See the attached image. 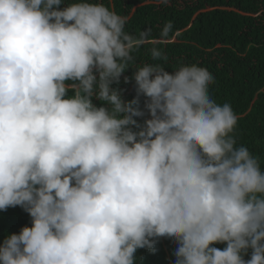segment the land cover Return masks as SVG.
Instances as JSON below:
<instances>
[{
  "label": "clouds",
  "instance_id": "obj_1",
  "mask_svg": "<svg viewBox=\"0 0 264 264\" xmlns=\"http://www.w3.org/2000/svg\"><path fill=\"white\" fill-rule=\"evenodd\" d=\"M62 4L0 0V209L32 218L0 244V264H135L158 237L177 242L174 264H264V170L236 146L214 77L145 63L126 100L133 53L159 41L104 3Z\"/></svg>",
  "mask_w": 264,
  "mask_h": 264
},
{
  "label": "trees",
  "instance_id": "obj_2",
  "mask_svg": "<svg viewBox=\"0 0 264 264\" xmlns=\"http://www.w3.org/2000/svg\"><path fill=\"white\" fill-rule=\"evenodd\" d=\"M119 15L128 17L125 30L138 36L151 29L149 41L133 53V61L121 76L118 87L123 98L137 96L133 73L145 63H160L172 73L182 65L196 64L214 77L209 95L219 104L229 103L238 117L231 133L236 146H245L258 158L264 170V0H95ZM67 0H65V4ZM62 4L60 7H64ZM172 29L167 38L161 32L167 23ZM152 47L163 51L166 60L154 61ZM129 77L128 82L124 77ZM113 87H117L116 84ZM136 117L139 123L149 118ZM93 103L101 102L95 97ZM32 218L21 206L0 209V244L11 233L31 226ZM220 249L224 243L213 245ZM178 247L173 238H155L152 249L138 248L135 264H174ZM251 249L244 258L249 259Z\"/></svg>",
  "mask_w": 264,
  "mask_h": 264
}]
</instances>
